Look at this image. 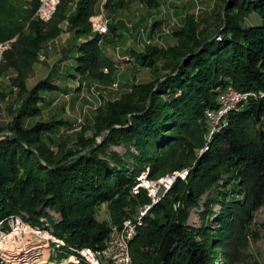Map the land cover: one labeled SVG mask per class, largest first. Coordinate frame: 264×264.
<instances>
[{
	"label": "trees",
	"instance_id": "trees-1",
	"mask_svg": "<svg viewBox=\"0 0 264 264\" xmlns=\"http://www.w3.org/2000/svg\"><path fill=\"white\" fill-rule=\"evenodd\" d=\"M72 1L60 0L57 21ZM99 1L79 2L71 19L79 34L90 32ZM40 4L31 0L30 13ZM226 4L228 11L210 36L201 35V22L190 16L175 31L176 45L144 52L130 49L153 78L135 83L131 92L99 111L96 135L104 136L101 143L85 139L79 149L54 152L43 140L53 130L51 123L25 128L22 120L37 114L38 108L30 105L37 102L38 91L54 86L39 82L15 121L16 135L0 130V222L20 214L36 226L41 217L50 216L49 208L59 213L60 221L50 218L53 232L64 241L56 244L61 251L54 250L55 261L83 247L102 248L112 226L135 218L130 243L134 264H249L250 240L259 236L252 226L256 213L264 209V23L244 26L241 17L256 12L264 20V0ZM0 5L5 10L6 1ZM234 8L236 13L230 14ZM29 32L20 33L0 69L19 72L22 92L27 91L25 75L44 39L59 30L38 21L30 23ZM75 58V70L82 75L115 69L99 36L81 43ZM228 87L248 98L229 110L211 135L206 112L220 107L217 97ZM122 145L123 155L110 151ZM147 168L152 180L190 171L140 217V207L151 197L145 190L134 194L133 187ZM204 196L202 218H215L192 227L188 217ZM104 204L111 225L97 218L96 209ZM215 204L220 205L216 212ZM0 264L7 263L0 257Z\"/></svg>",
	"mask_w": 264,
	"mask_h": 264
},
{
	"label": "rangeland",
	"instance_id": "rangeland-1",
	"mask_svg": "<svg viewBox=\"0 0 264 264\" xmlns=\"http://www.w3.org/2000/svg\"><path fill=\"white\" fill-rule=\"evenodd\" d=\"M5 1L7 4L5 10L0 5V69L6 61V55L18 41L20 33L25 32L26 35L30 33L29 26L31 22L43 21L46 27L58 29L59 32L56 36L44 39L35 62L25 75L27 91H21L18 85L20 74L15 68L0 70V130H2V134L16 135L12 132V128L20 111L23 107H26L31 91L39 82L49 81L54 85L53 89L38 91L37 102L30 105L38 108L37 114L25 117L22 122L25 128L32 127L38 122L51 123L53 130L44 134L43 140L54 152L79 149L78 144L85 139H95L97 143H101L104 136L101 134L96 135V122L99 111L107 109L111 102L119 100L131 92L135 83L150 81L153 78L152 70L142 66L129 53L130 49L144 52L149 48L165 49L176 45L179 40L175 31L181 29L190 16L201 22V35L210 36L217 28V24L220 23L221 25V21H223L222 19L228 11L226 0H194L192 6L188 8L190 14L188 16H182L177 9L174 10L173 4H177L179 0H100L93 17L97 14H104L105 22L107 21V31L102 34L98 33L91 16L90 32L81 35L76 31V27L71 24V19L77 13L78 4L81 0L70 2L66 6L64 18L60 21L56 20L61 5H59L60 1L58 3L59 7L56 6L49 20L41 19L42 17L39 15L43 0H40L41 4L34 13H30L31 0ZM203 5L205 7L209 5L211 10H205V13L202 12ZM195 11L197 12L195 13ZM229 13H236L235 8L230 9ZM241 20H243L244 26L256 25V22L264 23L263 18L256 12L244 14ZM19 28H22L21 32L17 31ZM11 34L13 36L9 37ZM95 36H99V45L102 51L112 58L115 69L112 71L107 67H103L99 71L101 74L97 76L90 73L82 75L75 70L73 65L76 63L75 54L81 43H85ZM125 51L128 53H124ZM231 90L237 91L233 87H228L219 93L217 97L219 105L223 95L229 94L228 92H231ZM242 96L241 102L248 98L246 93ZM216 128L212 125L211 131V126L209 127L211 135ZM110 151H117L123 155L125 147L123 145L111 146ZM149 172L150 168H147L143 173L148 177ZM171 173L174 174L168 172L159 178H166L172 175ZM155 179L157 180L148 177V180L151 181L157 182L160 180ZM167 191H165V194ZM206 197L204 196L200 206L194 208L188 217V223L192 227H200L204 223L209 224L215 218V216H211V220H209L208 215L206 218H202L203 203ZM161 200L152 205V198H150V202L141 207L152 205L150 208L152 209ZM178 206L179 204L176 203L173 210H177ZM219 209V204L213 206V211L216 212ZM48 210L49 217H41L36 226L32 225L42 229L45 228L55 239L61 240L64 244L62 238L53 232L51 220L60 221L61 215L50 208ZM96 210L97 218L100 221L112 224L106 204L101 205ZM14 218L15 220L22 218L23 222L31 224L20 214H12L0 222V229L6 230L9 223L14 222ZM252 227L259 236L250 240L248 251L251 258L249 264H264V209H260L256 213ZM38 244L31 246L15 244L12 247L13 253L8 251L6 252L7 255L2 253L3 256L0 252V257L3 256L5 262L9 264H73L66 254H63V258L61 257L62 259H59V261L52 259L54 250L61 251L55 242L49 243V240H46L41 244L38 242ZM42 244L48 245L44 246Z\"/></svg>",
	"mask_w": 264,
	"mask_h": 264
},
{
	"label": "built area",
	"instance_id": "built-area-1",
	"mask_svg": "<svg viewBox=\"0 0 264 264\" xmlns=\"http://www.w3.org/2000/svg\"><path fill=\"white\" fill-rule=\"evenodd\" d=\"M57 0H51L48 8H41V12L45 14V17L49 13H53ZM41 3V1H40ZM96 30L98 33L106 30V22L104 14L95 15ZM229 94L223 95L220 101V107L218 109H212V112H206L208 120L211 122V126L214 122L219 121L231 108L234 101H239V97L245 93L231 90ZM178 177H184V173H181ZM174 179V180H176ZM172 180L168 182H161L158 185L146 184L144 176L133 187L134 194H139L141 190L147 191L148 195H152V202L161 200L165 194V188L171 184ZM146 206L141 207L139 214L146 210ZM138 215L136 216V218ZM135 218L125 219V224H121L118 227H111V235L107 238V243L100 249H86L83 248L85 254H88L91 258L92 264H130L123 251V238L130 234V224ZM53 238L47 235V232H40L31 230L23 223H19L15 220L9 223V227L6 230L0 229V244H8L15 246L16 242L20 241H33L36 239Z\"/></svg>",
	"mask_w": 264,
	"mask_h": 264
},
{
	"label": "bare ground",
	"instance_id": "bare-ground-1",
	"mask_svg": "<svg viewBox=\"0 0 264 264\" xmlns=\"http://www.w3.org/2000/svg\"><path fill=\"white\" fill-rule=\"evenodd\" d=\"M59 1H60V0H57L56 5H55L54 10H53V13H54V11H55V9H56V6L58 5ZM50 2H51V0H43V4H42V6H41L40 9H39V15H40V17H42L41 19H44V20H47V19H48V20H49V18L52 17L53 13H49L48 16L45 17V14L41 12V8H48ZM40 17H39V18H40ZM92 17H93V16H92ZM91 20H92V22L94 23V27L96 28L95 17L91 18ZM106 22H107V21H106ZM106 26H107V25H106ZM106 30H107V28H106ZM96 31H97V30H96ZM105 32H106V31H104V32H102V33H105ZM242 99H243V96L241 95V96L239 97V101H234V103L231 105L230 110H231V109H235L236 106H237V104H239V103L241 102ZM209 112H212V111H209ZM221 118H222V117H221ZM221 118H220L219 121L214 122V124H213L214 127H217V126L219 125V123H220V121H221ZM189 171H190L189 169H184V170H182V171H180V172H176V173H174V174H172V175H169V176H167L166 178L160 179V180L157 181V182H156V181L148 180V177L145 176L146 174H145V173H142V174L140 175V177L138 178V181H140V179H141L142 176H144V181H145V183H146V184H151V185H158V183H161V182H168V181L172 180L171 184H170L167 188H165V191H167L168 188L171 187L172 184L175 182L174 179H176L177 176H180L181 173H184V177H182V178H186V177H188V175H189ZM149 196L152 198V195H149ZM156 201H157V200H156ZM156 201H155V202H156ZM155 202H153L152 205H154ZM152 205H151V206H152ZM151 206H146V210H145L144 212L140 213V217H143V216L148 212V210L151 208ZM16 221H18L19 223H23L26 227H29L31 230H34V231H40V232H47V235L52 236V234H51L48 230H46L45 228L42 229V228H39V227H34L32 224H29V223H25V222H23V221H22V218H17ZM124 224H125V221H124ZM112 227H118V226H112ZM135 232H136V224H135V222L132 220V221H131V224H130V234H128V236H126L125 238H123V251H124V254L126 255L127 260L129 261L130 264H134V263H133L132 256H131V251H130V250H131V249H130V243H131V241L133 240V238H134V236H135ZM110 235H111V231H110L109 237H110ZM52 237H53V236H52ZM109 237H108V238H109ZM46 240H49V243H51V242H55L57 245H62V244H63V242H62L61 240H59V239H55L54 237H53V238H45V239H36V240H33L32 242H31V241H20V242H16L15 244H17V245H19V244H24L25 246H29V245L31 246V245H37L38 242H40V244H41V242L43 243V242L46 241ZM106 243H107V241H106ZM38 245H39V244H38ZM42 245H44V244H42ZM45 245H48V244H45ZM45 245H44V246H45ZM83 248H86V249H92L91 247H83ZM83 248H81V249H77L74 253H71V254L68 255L69 260H70L71 262H73V264H84V263L92 264V263H91V258L89 257L88 254H85V253H84ZM8 251H9L10 253H13V252H14V250L12 249V246H10V245H8V244H0V252H1V255H3L2 253H6V252H8ZM6 255H7V253H6ZM3 256H4V255H3ZM3 256L1 257L2 259H3ZM3 260H4V259H3ZM4 261H6V260H4ZM8 262H9V261H8ZM43 262H45V260H43ZM6 263H7V262H6ZM7 264H9V263H7Z\"/></svg>",
	"mask_w": 264,
	"mask_h": 264
},
{
	"label": "crops",
	"instance_id": "crops-1",
	"mask_svg": "<svg viewBox=\"0 0 264 264\" xmlns=\"http://www.w3.org/2000/svg\"><path fill=\"white\" fill-rule=\"evenodd\" d=\"M194 0H179L178 1V3L177 4H173V6H174V10L175 9H177V11H179L180 13V15H182V16H188V15H190L189 14V12H188V8L190 7V6H192V2H193ZM191 2V3H190ZM209 2V1H208ZM190 3V4H189ZM204 6V5H203ZM197 8V7H196ZM196 10V9H195ZM205 10H211L210 9V7H209V5L207 6V7H203V11L202 12H206ZM197 11H195V13H196ZM258 24H261V22H256V25H258ZM126 48V47H125ZM124 53H128V52H124ZM76 55H77V53L75 54V57H76ZM74 66H75V64H73ZM70 72V71H69Z\"/></svg>",
	"mask_w": 264,
	"mask_h": 264
}]
</instances>
